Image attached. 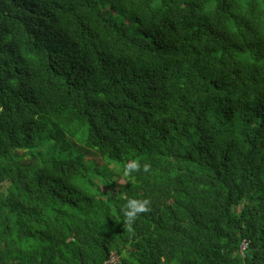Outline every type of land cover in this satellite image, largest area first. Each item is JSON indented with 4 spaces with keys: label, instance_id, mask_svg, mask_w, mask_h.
Segmentation results:
<instances>
[{
    "label": "trees",
    "instance_id": "1",
    "mask_svg": "<svg viewBox=\"0 0 264 264\" xmlns=\"http://www.w3.org/2000/svg\"><path fill=\"white\" fill-rule=\"evenodd\" d=\"M0 264H264V0H0Z\"/></svg>",
    "mask_w": 264,
    "mask_h": 264
},
{
    "label": "clouds",
    "instance_id": "2",
    "mask_svg": "<svg viewBox=\"0 0 264 264\" xmlns=\"http://www.w3.org/2000/svg\"><path fill=\"white\" fill-rule=\"evenodd\" d=\"M150 165L148 163L131 162L124 166L123 174L125 176H132L133 173L139 172L141 169L144 172L149 170ZM150 201L148 199H135L130 198L126 201L123 211L125 216V223L127 224L128 230H133V224L141 213H146L149 210Z\"/></svg>",
    "mask_w": 264,
    "mask_h": 264
},
{
    "label": "built area",
    "instance_id": "3",
    "mask_svg": "<svg viewBox=\"0 0 264 264\" xmlns=\"http://www.w3.org/2000/svg\"><path fill=\"white\" fill-rule=\"evenodd\" d=\"M245 244H247V243H244V244H243V246H242V250H241V253H242L243 255H245V252H246V250L248 249V244H247L246 247H244ZM118 259H119V258L117 257V255L113 254V255H112V258H111V260H110V263H116V262H118Z\"/></svg>",
    "mask_w": 264,
    "mask_h": 264
},
{
    "label": "rangeland",
    "instance_id": "4",
    "mask_svg": "<svg viewBox=\"0 0 264 264\" xmlns=\"http://www.w3.org/2000/svg\"><path fill=\"white\" fill-rule=\"evenodd\" d=\"M89 157H91V156H89ZM246 246H247V244L244 245V247H246Z\"/></svg>",
    "mask_w": 264,
    "mask_h": 264
}]
</instances>
